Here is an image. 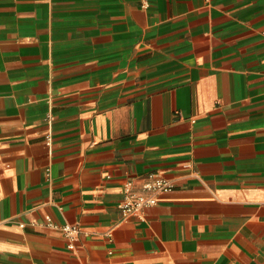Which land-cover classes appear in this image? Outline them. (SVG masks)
Here are the masks:
<instances>
[{
	"label": "crops",
	"instance_id": "0c3cea01",
	"mask_svg": "<svg viewBox=\"0 0 264 264\" xmlns=\"http://www.w3.org/2000/svg\"><path fill=\"white\" fill-rule=\"evenodd\" d=\"M0 264H264V0H0Z\"/></svg>",
	"mask_w": 264,
	"mask_h": 264
},
{
	"label": "built area",
	"instance_id": "2783aa9c",
	"mask_svg": "<svg viewBox=\"0 0 264 264\" xmlns=\"http://www.w3.org/2000/svg\"><path fill=\"white\" fill-rule=\"evenodd\" d=\"M143 5H146L144 1ZM173 189V184L156 174H150L147 181L142 185V192H136L131 183L124 187L123 197L118 204V208L124 219L131 216L142 217L144 208L155 205L158 200L156 195L169 192ZM46 226L52 229H59L64 236L69 239L68 248L73 249L76 242L77 230L69 225L57 226L47 220Z\"/></svg>",
	"mask_w": 264,
	"mask_h": 264
}]
</instances>
